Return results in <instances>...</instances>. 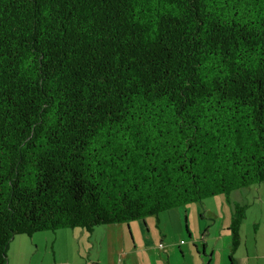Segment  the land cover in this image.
<instances>
[{"label":"trees","instance_id":"trees-1","mask_svg":"<svg viewBox=\"0 0 264 264\" xmlns=\"http://www.w3.org/2000/svg\"><path fill=\"white\" fill-rule=\"evenodd\" d=\"M263 181L264 0H0V264Z\"/></svg>","mask_w":264,"mask_h":264},{"label":"rangeland","instance_id":"rangeland-1","mask_svg":"<svg viewBox=\"0 0 264 264\" xmlns=\"http://www.w3.org/2000/svg\"><path fill=\"white\" fill-rule=\"evenodd\" d=\"M236 202L247 204L243 221L250 229L255 220L264 221V181L91 231L17 234L7 248L8 264H206L211 250L213 261L229 264L224 250L232 246L227 227Z\"/></svg>","mask_w":264,"mask_h":264},{"label":"crops","instance_id":"crops-1","mask_svg":"<svg viewBox=\"0 0 264 264\" xmlns=\"http://www.w3.org/2000/svg\"><path fill=\"white\" fill-rule=\"evenodd\" d=\"M236 203L239 204L240 202H236ZM241 204L245 205V207L247 206V204H245L244 202H241ZM232 209L230 211V215ZM248 231L250 232V235L248 236L249 238H247L246 236ZM239 235H240V241L238 246L232 252L231 249L224 250L228 254L227 255L228 263L229 264H264V221L255 220L252 223V227L250 229V227H248V223H245V221L242 220L239 227ZM230 253L232 254L231 261L229 259ZM222 256L223 257L225 256V252H222ZM213 259H214V253L213 250H211L206 264H211ZM213 262L214 264H217L216 260Z\"/></svg>","mask_w":264,"mask_h":264}]
</instances>
